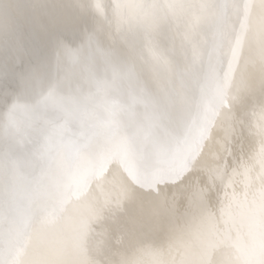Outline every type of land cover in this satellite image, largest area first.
Masks as SVG:
<instances>
[{
  "label": "bare ground",
  "instance_id": "1",
  "mask_svg": "<svg viewBox=\"0 0 264 264\" xmlns=\"http://www.w3.org/2000/svg\"><path fill=\"white\" fill-rule=\"evenodd\" d=\"M0 264H264V0H0Z\"/></svg>",
  "mask_w": 264,
  "mask_h": 264
}]
</instances>
